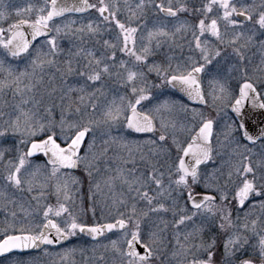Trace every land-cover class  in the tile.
Wrapping results in <instances>:
<instances>
[{
  "label": "snow or ice",
  "instance_id": "obj_1",
  "mask_svg": "<svg viewBox=\"0 0 264 264\" xmlns=\"http://www.w3.org/2000/svg\"><path fill=\"white\" fill-rule=\"evenodd\" d=\"M29 250L264 264V0H0V264Z\"/></svg>",
  "mask_w": 264,
  "mask_h": 264
},
{
  "label": "rangeland",
  "instance_id": "obj_2",
  "mask_svg": "<svg viewBox=\"0 0 264 264\" xmlns=\"http://www.w3.org/2000/svg\"><path fill=\"white\" fill-rule=\"evenodd\" d=\"M24 4V3H23ZM13 6L15 7L16 6V4H13ZM18 7V6H17ZM87 190V185H85V191ZM73 243H75L76 242V240H75V238L73 239V241H72ZM82 244H84L85 246H87L88 245V243H89V241H88V239L87 238H83L81 241H80ZM68 246V243L67 244H65V247H67ZM50 251H52V252H58V251H60V247H56V248H52V249H50ZM86 255H90V253H86ZM29 256H32V257H38L39 258V264H59V257L58 256H55V255H53V256H51V257H49V256H44L43 255V253L42 252H38V253H36V254H33V255H31V254H27L24 258L26 259V258H28ZM5 258L4 257H0V261H3ZM81 256H80V254L78 253L77 254V256H76V260L77 261H81Z\"/></svg>",
  "mask_w": 264,
  "mask_h": 264
},
{
  "label": "flooded vegetation",
  "instance_id": "obj_3",
  "mask_svg": "<svg viewBox=\"0 0 264 264\" xmlns=\"http://www.w3.org/2000/svg\"><path fill=\"white\" fill-rule=\"evenodd\" d=\"M10 2L13 4H16L15 7H23L25 5V3L28 2V0H10ZM24 3V4H23ZM14 7V6H13Z\"/></svg>",
  "mask_w": 264,
  "mask_h": 264
},
{
  "label": "water",
  "instance_id": "obj_4",
  "mask_svg": "<svg viewBox=\"0 0 264 264\" xmlns=\"http://www.w3.org/2000/svg\"><path fill=\"white\" fill-rule=\"evenodd\" d=\"M29 251H37V250H29Z\"/></svg>",
  "mask_w": 264,
  "mask_h": 264
},
{
  "label": "trees",
  "instance_id": "obj_5",
  "mask_svg": "<svg viewBox=\"0 0 264 264\" xmlns=\"http://www.w3.org/2000/svg\"><path fill=\"white\" fill-rule=\"evenodd\" d=\"M31 255H33V254H31Z\"/></svg>",
  "mask_w": 264,
  "mask_h": 264
}]
</instances>
